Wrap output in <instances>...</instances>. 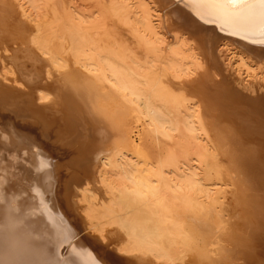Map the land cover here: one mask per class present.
Listing matches in <instances>:
<instances>
[{"label":"bare ground","instance_id":"bare-ground-1","mask_svg":"<svg viewBox=\"0 0 264 264\" xmlns=\"http://www.w3.org/2000/svg\"><path fill=\"white\" fill-rule=\"evenodd\" d=\"M260 13L0 0V264L263 252Z\"/></svg>","mask_w":264,"mask_h":264},{"label":"rangeland","instance_id":"rangeland-1","mask_svg":"<svg viewBox=\"0 0 264 264\" xmlns=\"http://www.w3.org/2000/svg\"><path fill=\"white\" fill-rule=\"evenodd\" d=\"M47 93L53 95L52 90L48 89ZM235 250L236 249L234 248H231L228 251L220 250L218 253V257L215 260L213 259L211 261L206 260L201 263L195 260V264H246L247 262L246 261L244 262V260L247 257H249V259L252 260V262L254 263L259 262L260 264H264L263 262L264 261V251L257 254L255 249L254 250L249 249L250 252L247 251V249H243L241 251H235Z\"/></svg>","mask_w":264,"mask_h":264},{"label":"snow or ice","instance_id":"snow-or-ice-1","mask_svg":"<svg viewBox=\"0 0 264 264\" xmlns=\"http://www.w3.org/2000/svg\"><path fill=\"white\" fill-rule=\"evenodd\" d=\"M199 4L207 9H214L226 5L258 3L261 5V33L264 35V0H197ZM93 264L95 261L93 260Z\"/></svg>","mask_w":264,"mask_h":264}]
</instances>
